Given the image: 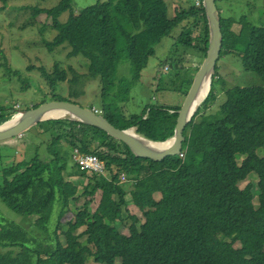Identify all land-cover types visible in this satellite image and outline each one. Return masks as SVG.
I'll use <instances>...</instances> for the list:
<instances>
[{"label":"trees","instance_id":"1","mask_svg":"<svg viewBox=\"0 0 264 264\" xmlns=\"http://www.w3.org/2000/svg\"><path fill=\"white\" fill-rule=\"evenodd\" d=\"M74 1L60 0L52 9H34L35 15L51 16L58 32L53 43L44 45L50 50L69 45L70 58L82 55L89 60L88 79L100 80L101 109L110 122L124 130L134 127L155 142L173 138L181 106L152 105L129 115L124 104L131 100L164 39L175 38L181 46L207 57L210 26L204 3L176 8L170 16L166 0H106L61 22V15L72 9ZM225 17L221 16L220 59L237 54L245 70L264 81V27L243 17L240 34L234 37L226 32ZM228 20L236 22L233 16ZM176 28L180 31L174 37ZM124 60L132 64L128 80L119 74ZM55 69L53 78L42 69L53 93L51 100L63 99L55 92L68 81L66 70L56 65ZM217 78L218 66L210 94L186 126L181 153L161 162L137 157L127 144L94 125L66 118L41 121L39 125L50 136L51 158L42 159L37 153L4 167L0 174V199L30 218L32 226L0 225V264H88L91 247L95 264H264V82L223 89L224 99L218 105ZM71 83L73 95H86L74 89L78 77ZM16 111L0 105V124ZM233 132L238 134L236 139H232ZM62 139L70 144L73 157L61 151ZM77 149L104 161L107 176L97 179L83 170L74 159ZM71 158L78 173L95 182L86 194L94 198L101 192L102 197L94 214L87 206L63 225L61 217L79 193L65 179ZM251 175L257 177L260 189L256 209L249 202L253 184L240 187ZM125 177L133 182L130 190L146 220L140 226L139 216H129V235L117 227L127 221L130 192L122 186ZM157 193L161 199L152 200ZM66 227L68 231L63 230ZM61 230L65 244L59 241ZM84 238L91 246L82 243Z\"/></svg>","mask_w":264,"mask_h":264},{"label":"rangeland","instance_id":"2","mask_svg":"<svg viewBox=\"0 0 264 264\" xmlns=\"http://www.w3.org/2000/svg\"><path fill=\"white\" fill-rule=\"evenodd\" d=\"M106 0H75L70 11L60 17L61 22H67L71 16L78 15L82 9ZM60 0H0V105L5 108H21L23 110L34 107L51 100L53 93L50 85L43 74V70L53 78L56 76L55 65L59 70L68 72V81L60 83L55 94L72 101L91 107L95 105L99 113H102L101 105V83L99 79L89 80V60L80 55L70 58L71 48L69 45L50 50L44 45L53 43L58 32L52 27V18L47 13L34 14L37 9H52L59 4ZM169 15L174 16L176 8L191 6L196 0H166ZM224 18L226 32L238 37L241 31L239 20L246 17L245 22L254 26L264 27V0H221L218 2ZM35 9V10H34ZM233 16L236 22L228 20ZM180 28H176L174 37ZM238 49L237 53L241 54ZM203 53L196 49H188L176 43L175 38H167L156 47L155 56L150 59L149 66L144 70L142 79L132 91L131 100L124 104L126 112L130 115L140 114L149 106L162 105L165 107L181 106L186 97V90L193 81L194 76L205 61ZM120 78H132V64L128 60L122 61L120 65ZM76 77L79 83L74 86L76 91H85L86 95H73L72 83ZM261 78L254 72L246 71L241 57L237 54L222 57L218 61V78L216 87L218 91V105L224 99L223 89L239 87H255L262 84ZM217 109V107H216ZM18 112L13 116H17ZM12 117V118H13ZM11 118V119H12ZM9 119V120H11ZM8 120V121H9ZM136 130V129H135ZM48 133L39 124L32 127L22 137L0 143V174L2 169L17 162L28 160L37 153L42 159L51 158L47 146ZM238 134L232 133V139ZM62 152H68L73 157L70 144L64 139L61 141ZM105 152L107 148L102 149ZM263 153H261L262 155ZM199 159V157H197ZM242 156L239 160L241 161ZM192 165V162H189ZM79 168L71 158L68 171L65 172L66 181L73 183L79 188L77 196L70 200L66 213L61 217L63 225L74 220L78 211L88 206L94 214L99 206L102 193H97L94 198L86 194L92 190L95 182L89 177L78 173ZM90 176L97 175L89 172ZM107 175V174H106ZM101 176L97 175V179ZM123 179L122 186L129 190L127 196L128 207L125 208L127 221L118 223V229L130 234L129 216L136 215L141 218V225L146 222L141 206L136 204L134 194L131 192L132 181ZM1 179V176H0ZM249 183L253 184V196L249 202L255 209L259 207L258 181L255 175L240 184L244 188ZM133 190V189H132ZM161 194L157 193L152 200H160ZM57 206V205H56ZM59 206V205H58ZM56 211L51 218V224L55 220ZM16 224L25 229L31 228V220L21 214L14 212L0 199V225ZM68 231L69 227L63 229ZM83 232V231H82ZM59 241L65 244L62 230L59 233ZM82 243L91 246L88 238ZM88 264H95V249L91 247Z\"/></svg>","mask_w":264,"mask_h":264},{"label":"water","instance_id":"3","mask_svg":"<svg viewBox=\"0 0 264 264\" xmlns=\"http://www.w3.org/2000/svg\"><path fill=\"white\" fill-rule=\"evenodd\" d=\"M204 7L210 26V47L204 63L197 70L185 100L178 110L173 138L165 142H155L139 135L134 127L127 130L120 129V127L110 122L103 113L96 111L94 107L91 108L66 99H53L26 109L21 115L13 117L9 121L14 119H17V121L10 127H2L5 123L0 124V143L22 137L41 121L53 118H66L76 119L98 127L110 137L127 144L134 154L140 158L161 162L169 156L179 155L185 141L184 131L186 126L198 109L197 107L193 111V106L199 97L201 89H203L204 83L208 79H212L213 82L223 48V31L217 0H204ZM53 110H63L64 113L57 117H48V113ZM170 141L173 142L170 146L161 149L156 147V144H166Z\"/></svg>","mask_w":264,"mask_h":264},{"label":"built area","instance_id":"4","mask_svg":"<svg viewBox=\"0 0 264 264\" xmlns=\"http://www.w3.org/2000/svg\"><path fill=\"white\" fill-rule=\"evenodd\" d=\"M201 3H204L203 0H196V6H200ZM19 114L22 113L21 108H16ZM97 111L98 109L95 108ZM74 159L76 163L83 168L85 171L92 172L99 176H107V170L104 161H102L98 156L94 154H85L80 150H75Z\"/></svg>","mask_w":264,"mask_h":264},{"label":"bare ground","instance_id":"5","mask_svg":"<svg viewBox=\"0 0 264 264\" xmlns=\"http://www.w3.org/2000/svg\"><path fill=\"white\" fill-rule=\"evenodd\" d=\"M212 79H208L203 86V89H201L200 93H199V97L197 98L194 106H193V111H195V109L197 107L200 106L201 103H203L205 101V99L208 97V95L210 94V91L212 90ZM64 111L63 110H53L50 113H48V117H57L60 116L61 114H63ZM17 117V116H16ZM17 121V119H14L12 121H8L7 123L5 122V124L2 127H10L11 125H13L15 122ZM173 142L170 141L166 144H156V147L158 148H163V147H167L170 146Z\"/></svg>","mask_w":264,"mask_h":264},{"label":"clouds","instance_id":"6","mask_svg":"<svg viewBox=\"0 0 264 264\" xmlns=\"http://www.w3.org/2000/svg\"><path fill=\"white\" fill-rule=\"evenodd\" d=\"M203 2H204V0H203ZM96 109H97V108H96ZM23 111H24V110L22 109V113H23ZM97 111H98V110H97ZM16 113H17V111H16ZM22 113H21V114H22ZM21 114L18 113L17 116H18V115H21ZM15 117H16V116H15ZM15 117H14V118H15ZM125 179H126V178H124V181H125Z\"/></svg>","mask_w":264,"mask_h":264}]
</instances>
